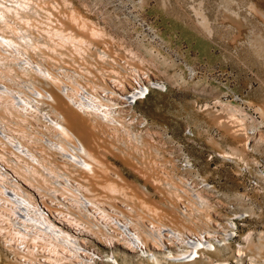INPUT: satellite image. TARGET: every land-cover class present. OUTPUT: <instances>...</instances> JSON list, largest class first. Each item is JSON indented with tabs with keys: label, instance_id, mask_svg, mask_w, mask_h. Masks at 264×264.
I'll return each mask as SVG.
<instances>
[{
	"label": "rangeland",
	"instance_id": "rangeland-1",
	"mask_svg": "<svg viewBox=\"0 0 264 264\" xmlns=\"http://www.w3.org/2000/svg\"><path fill=\"white\" fill-rule=\"evenodd\" d=\"M35 2L78 36L110 42L112 52L167 85L124 111L145 134L143 146H121L56 82L44 84L56 98L54 119L57 108L97 159L89 158L93 173L78 175L87 195L119 210L131 206L133 227L161 264H264V0ZM56 130L59 142L73 141ZM151 223L185 234L211 227L222 241L218 250L199 249L196 260L169 261L155 247L170 243L159 245L146 233ZM87 230L94 237L87 244L104 255L98 264H156L150 249L132 252L124 240L105 248L97 240L113 239ZM227 231L232 237L224 240ZM176 244L174 253L181 251ZM59 245L53 253L62 252ZM0 258L18 264L1 242Z\"/></svg>",
	"mask_w": 264,
	"mask_h": 264
},
{
	"label": "built area",
	"instance_id": "built-area-1",
	"mask_svg": "<svg viewBox=\"0 0 264 264\" xmlns=\"http://www.w3.org/2000/svg\"><path fill=\"white\" fill-rule=\"evenodd\" d=\"M36 7L35 0H0V242L18 264L40 261L21 263L18 255L58 249L70 222L113 242L148 244L127 214L131 206L119 210L87 195L78 177L85 156L75 162L53 147L59 142L54 94L44 84L56 82L66 100L101 122L119 145L143 146L145 133L124 113L123 99L157 78L112 52L110 42L97 45L66 28L52 10ZM170 232L176 231L163 228L157 244L179 242Z\"/></svg>",
	"mask_w": 264,
	"mask_h": 264
},
{
	"label": "bare ground",
	"instance_id": "bare-ground-1",
	"mask_svg": "<svg viewBox=\"0 0 264 264\" xmlns=\"http://www.w3.org/2000/svg\"><path fill=\"white\" fill-rule=\"evenodd\" d=\"M57 88L59 90H62L59 85H57ZM165 89H167V85L163 83L162 81L150 80V81L143 82V84H141V87H139L138 90L130 91L126 94L125 99H123L124 111L129 112L130 111L129 107H132L134 106V104L136 105L139 101H143L146 98H148V96L153 92V90H165ZM55 99L56 98H54V102H55ZM56 109L54 110V113L56 112L55 114L57 115V117L53 120L54 128L59 130L61 137L64 136L66 138L73 139V141L69 142L70 140H67L66 144L64 143V141H62V143L61 141L55 142L53 143V147L57 149L59 152L70 156V158L75 162L79 161L81 156H85L84 166L82 169L93 173L94 168L90 163L91 161L89 162V158L94 161H97L96 157L94 156L92 151L87 147L85 142H83V140H81V138L77 136V134H75V132L72 131L71 128L66 124L67 121L64 115L62 116L61 114L57 113L58 110ZM130 115L131 114H129V117ZM70 143H72V145L74 146L72 150H70L69 148ZM124 222L125 223H122V224L125 228L130 227L128 226V221H124ZM233 225H236V224L235 222L232 221L231 227H233ZM69 226L71 228L68 227L67 229L68 231L67 230L63 231V233L60 235L61 238L58 239V242L59 244H61L62 249H63L61 253H59L60 251H54V253L44 252L41 255H38V253H31L30 257L19 255V257L17 258L21 259V261H22V258L24 259V261L26 260L31 261L34 258L39 259L40 260L39 264H98L100 262L99 261L100 257H104V255L102 253V249L92 248L87 244V241L89 239L94 238L92 236V232H89V230L79 227L80 223H79V226H77V223L75 224L74 222H70ZM145 230H146L147 235L151 239L157 242V239L160 234H158L156 230H153L151 228H146ZM212 231H215V230L210 227V229L207 228L206 231H199V232L190 231V233H187V234L181 233V231L180 232L176 231L174 233L170 232V234H173L176 237V239L179 241L177 242L179 244L178 245L176 244V246L177 247L180 246V248L179 247L178 248L181 251L176 252V253L172 251L173 250L172 248H174L173 246H175L174 245L175 242H172V243L169 242L170 243L168 244L169 246H166V244L164 245L159 244L161 247H158L156 245L155 248H157V251L165 252L161 255H165V259L169 261H182V260L193 261V260H196L198 257H200L201 252L203 251L202 249L205 246L214 247L212 249L208 248L209 250H218L219 243L222 240L217 241L216 237L214 238L217 231H215V234H212ZM223 237H224V240L226 239L228 240L232 237V233L231 232L229 233V231H227L225 232V235ZM102 240L101 241L97 240V242H99V244H101V246L105 248L115 246L116 244H123L121 241H118V240H116L115 242L111 241V243L109 240H108L109 241L108 243ZM103 242L106 244H104ZM132 246L137 250H134L133 247L129 248V250L135 253H137L138 251L140 252L148 251L150 249L149 254L153 256L152 261L155 262L156 264H161L160 263L161 261L158 259L159 255L156 252H153L154 248L152 247L150 248L149 244L148 245L147 244L146 245H132ZM181 246H186V248L185 247L182 248ZM199 249L201 250V252ZM194 253H196V257L189 259V257L192 256ZM114 259L117 262H119V260L117 259L115 255H114Z\"/></svg>",
	"mask_w": 264,
	"mask_h": 264
}]
</instances>
